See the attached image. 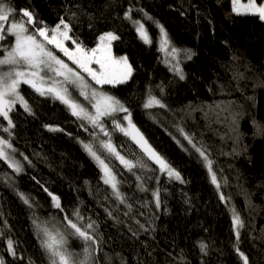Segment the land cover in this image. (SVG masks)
I'll return each mask as SVG.
<instances>
[{
	"label": "trees",
	"instance_id": "16d2710c",
	"mask_svg": "<svg viewBox=\"0 0 264 264\" xmlns=\"http://www.w3.org/2000/svg\"><path fill=\"white\" fill-rule=\"evenodd\" d=\"M6 2L15 10V19L33 33L47 28L51 35L63 20L71 29V49L77 44L96 48L99 37L108 32L119 37L113 53L127 57L132 77L124 84L96 88L129 110L148 144L181 179L162 173L131 138L114 131L113 117L105 121L112 144L126 159L146 165L137 163L130 172L100 146L99 141L107 139L103 133L78 120L60 101L22 84L20 92L31 113L17 103L10 112L14 126L0 117V139L12 145L6 151L22 167L17 173L0 159L4 264H49L34 220L65 231L64 217L75 221L77 211L83 217L77 222H92L89 232L102 241L97 264H243L239 252L248 257V264H264V21L254 15L231 19L228 0ZM24 10L32 14L34 25L22 16ZM136 22L144 25L152 43L141 40ZM161 26L171 47L183 55V79L163 60ZM13 43L11 35L0 41V57ZM150 95L165 107L145 108ZM181 133L206 152L220 188L212 183L200 153L184 148ZM84 144H92L109 164L123 202L104 183ZM52 196L63 210L55 207ZM233 208L245 225L239 241ZM67 238L73 252L83 251L79 239ZM202 243L207 245L204 251Z\"/></svg>",
	"mask_w": 264,
	"mask_h": 264
},
{
	"label": "snow or ice",
	"instance_id": "6c2138e0",
	"mask_svg": "<svg viewBox=\"0 0 264 264\" xmlns=\"http://www.w3.org/2000/svg\"><path fill=\"white\" fill-rule=\"evenodd\" d=\"M232 4L233 11L237 15H254L264 21V2L258 5L257 0H247L246 3H241V0H232ZM22 16L27 17V23L35 24L29 11L24 10ZM51 31L53 33L51 36L47 28H38L34 33L30 32L25 22L15 19V10L10 4L6 0H0V41L4 40L6 35H11L14 39V43L11 46L3 48L5 54L0 57V117L6 120L9 125L14 126L10 118V112L17 103L25 111L31 113V108L20 92L22 84L29 85L41 96H52L65 104L71 114L78 120L86 121L94 129H99V132L108 137L107 140L99 141L100 146L109 156H114L131 172L137 167V163H139L141 168L146 167V165L142 161L133 162L122 156L112 144L111 133L103 123L104 117H112L118 112L126 113L123 119L127 121V126H122L120 123L113 121L114 128L125 136H129L142 149L148 159L159 166L161 172H166L170 178L175 177V179L180 180V174L148 144L143 134L132 122L129 110L115 97L91 87L81 71L69 67L62 59L54 55L43 42L46 41L47 44L59 49L78 69L82 70L83 73H87L91 80L95 81V84L103 86L105 84L117 85L125 83L131 78L134 71L127 57L117 59L112 55L111 42L119 39V37L112 32H108L99 37V43L96 48L89 50L77 44L74 50H70L64 43L71 39L69 36L71 31L69 25L61 20L60 24ZM137 31L144 43H152L143 24H139ZM160 31L163 34L161 47L164 48L169 41L167 33L162 26ZM38 37H43V41ZM73 43L76 42L73 41ZM176 52L177 50L173 48L172 54L175 55ZM186 55L189 59L191 58L190 52L186 53ZM93 64L98 65L99 69H94L92 67ZM58 77L62 79H57ZM180 78H184L182 73H180ZM69 86L79 89V94L90 102L94 112L89 111L88 108L71 95ZM154 106L165 107L160 99L150 95L144 107L150 109ZM50 130L61 131L58 128H51ZM5 131L10 130L6 128ZM93 135L95 138V134ZM186 139L189 138L186 137ZM189 143H192L191 139H189ZM193 147H195L194 144ZM11 148L12 145L8 141L0 139V159L8 162L9 167L19 173L22 171V167L6 151V149ZM84 148L100 165L104 174V183L110 185L114 195L123 202L124 197L119 191V181H117L116 175L109 164L93 150L92 144H84ZM196 150L207 161L208 170L212 173V183L219 188L217 177L212 170V162L208 160L206 152L201 148ZM13 151L15 150L13 149ZM137 178L139 179V177ZM153 195L156 198L157 206H159V194L154 192ZM20 196L25 204L31 206L28 198L22 193ZM52 199L55 207L61 209L58 198L52 196ZM221 199H224L223 195H221ZM74 216L76 217L75 221L68 216L64 217L66 221L65 229H71L70 232L61 231L58 228L52 229L46 223L34 220L37 232L43 235L41 248L44 250L49 264H97L96 254L100 250L102 241L97 238L94 232H89V229H93L92 222L81 226L77 221H82L83 217L78 211L74 213ZM232 222L236 239L239 241L241 230L245 225L235 208L232 209ZM68 236H74L83 243L82 252L76 253L69 250ZM7 244L8 249L12 250L13 242L8 240ZM200 247L204 251L207 245L202 243ZM237 251L239 252V249ZM12 254L15 255L14 250ZM239 255L243 260V264H248V257L243 252H239ZM0 264H4L2 258H0Z\"/></svg>",
	"mask_w": 264,
	"mask_h": 264
},
{
	"label": "rangeland",
	"instance_id": "374dc122",
	"mask_svg": "<svg viewBox=\"0 0 264 264\" xmlns=\"http://www.w3.org/2000/svg\"><path fill=\"white\" fill-rule=\"evenodd\" d=\"M229 1V3L231 4V6H232V9H233V4H232V0H228ZM247 2V0H241V3H246ZM259 5V4H258ZM229 15V17L232 19V18H235V19H237V20H242V19H244V17L246 16V15H237L233 10H232V12L231 13H229L228 14ZM139 24H141L140 22H138L137 23V25H136V29L139 27ZM145 28V27H144ZM146 30V29H145ZM137 33H138V35H139V37H140V34H139V32L137 31ZM53 34V33H52ZM51 34V35H52ZM50 35V34H49ZM50 35V36H51ZM41 41H43V37H38ZM142 40V39H141ZM162 40H163V34H162ZM162 40H161V44H162ZM68 41H70V39L69 40H67V41H65L64 43H65V46L66 47H68L69 48V46L67 45V42ZM115 41V40H114ZM114 41H112L111 42V49H112V55H113V57H115L114 56V53H113V42ZM143 41V40H142ZM169 41V40H168ZM44 43H45V45H46V47L49 49V50H51L53 53H54V55H56V56H58L60 59H62L66 64H68L69 65V67H72L73 69H75V70H77V71H81V73H82V75L85 77V80L89 83V85L91 86V87H93V88H96V86H99V87H103V86H107V85H109V86H117V85H120V84H117V85H111V84H105V85H103V86H100V85H97V84H95V81H92L91 80V77H89L88 76V74L87 73H83L82 72V70H80V69H78L77 68V66L76 65H74L62 52H60L59 51V49H56L53 45H50V44H47V42L46 41H43ZM144 42V41H143ZM70 50H74V49H71V48H69ZM172 47H171V45H170V43H168L164 48H162L161 47V45H160V51H161V54H162V57H163V60H164V62H165V64L172 70V71H174V72H178V73H180V71H181V65H180V63H181V61H180V59L182 58V54L180 53V51L179 50H177V52H176V54L175 55H173L172 54ZM116 58V57H115ZM117 59H119V58H117ZM129 62V61H128ZM92 67L94 68V69H99V66L98 65H95V64H93L92 65ZM132 77V76H131ZM57 79H62V78H57ZM131 79V78H130ZM130 79H128L127 80V82L130 80ZM126 83V82H125ZM122 84H124V83H122ZM97 89V88H96ZM98 90V89H97ZM69 91L71 92V95L76 99V100H78V102L79 103H81L82 105H84L86 108H88V110L89 111H92V112H94V109H92V107H91V104H90V102L88 101V100H85V98L83 97V96H81L80 94H79V89L78 88H76V87H73V86H69ZM52 97V96H51ZM53 98V97H52ZM54 99V98H53ZM57 100V99H56ZM59 101V100H58ZM65 105V104H64ZM156 107H158V106H154V107H152V108H156ZM126 115V113H123V112H118V113H116L114 116H112V117H104L103 118V123H104V125H105V127L107 128L108 127V125L106 124V122L105 121H107V120H110L111 118H113L114 117V120H112L111 121V126H112V128L114 129V131H116V132H118V133H120V134H122V135H124L123 133H121L118 129H115L114 128V124H113V121H116V122H118V123H120L122 126H127V121L126 120H124L123 119V117ZM86 122V121H85ZM87 123V122H86ZM91 125V124H90ZM99 130V129H98ZM107 130H108V128H107ZM110 133H111V135H112V132L110 131V130H108ZM104 136V135H103ZM127 137H129V136H127ZM180 137H181V140L180 141H182L183 142V146H184V148L186 147V148H192V149H194L195 151H197L196 149H197V147L195 146V147H193V143H189V139H186V135H184V134H180ZM130 138V137H129ZM107 139H108V137H107ZM106 139V140H107ZM88 152V151H87ZM114 157V156H113ZM204 158V157H203ZM96 161V160H95ZM96 163L98 164V162L96 161ZM98 166H99V168L101 169V167H100V165L98 164ZM101 171H102V169H101ZM102 173H103V171H102ZM162 173H164V174H166L167 175V173L166 172H162ZM104 175V174H103ZM168 176V175H167ZM218 181V180H217ZM220 185V184H219ZM110 186V185H109ZM220 188V187H219ZM43 238V237H42ZM68 247H69V250L70 251H72L71 249H70V244H69V241H68ZM73 252V251H72ZM82 252V251H81ZM77 253V252H76ZM78 253H80V252H78Z\"/></svg>",
	"mask_w": 264,
	"mask_h": 264
},
{
	"label": "bare ground",
	"instance_id": "6f19581e",
	"mask_svg": "<svg viewBox=\"0 0 264 264\" xmlns=\"http://www.w3.org/2000/svg\"><path fill=\"white\" fill-rule=\"evenodd\" d=\"M138 34V33H137ZM49 97V96H48ZM51 97V96H50Z\"/></svg>",
	"mask_w": 264,
	"mask_h": 264
},
{
	"label": "crops",
	"instance_id": "0c3cea01",
	"mask_svg": "<svg viewBox=\"0 0 264 264\" xmlns=\"http://www.w3.org/2000/svg\"><path fill=\"white\" fill-rule=\"evenodd\" d=\"M233 10V9H232Z\"/></svg>",
	"mask_w": 264,
	"mask_h": 264
}]
</instances>
